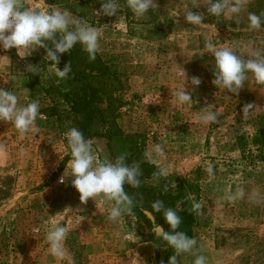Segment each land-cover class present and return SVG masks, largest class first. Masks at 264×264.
I'll use <instances>...</instances> for the list:
<instances>
[{"label":"rangeland","instance_id":"1","mask_svg":"<svg viewBox=\"0 0 264 264\" xmlns=\"http://www.w3.org/2000/svg\"><path fill=\"white\" fill-rule=\"evenodd\" d=\"M120 3L111 17L99 14L101 4L92 3L85 19L102 32L99 52L117 70L121 85L113 97L123 134L111 143L95 135L93 147L99 159L126 155L131 166L138 164L137 151L145 158L153 145L162 144L165 156L151 163L166 167L169 175L147 179L139 188L125 184L133 214L112 222L106 202L90 198L81 203L72 177L60 183L70 159L64 133L73 117L62 112L61 123L41 113L39 133L28 135L0 121V264H165L166 248L156 239L148 213L167 184L183 181L203 206L193 237L207 264H264V149L250 143L264 124V86L249 73L238 93L216 87L214 59L204 52L206 39L243 59L264 52V27L249 30L247 21L250 12L264 13V0H247L234 17L211 16L206 0H155L156 9L143 18H136L124 0ZM188 11L203 14L207 25L186 22ZM183 70L194 101L179 105L175 91L185 83ZM23 74L19 61L0 55V87L16 92L22 104H50L44 96L32 97ZM41 74L54 75L48 67ZM194 76L201 80L195 90L190 84ZM247 105L253 107L244 114ZM100 106L111 119L106 98ZM206 106L219 114L217 122L196 120ZM93 131L104 132L101 125ZM209 165L212 176L206 172ZM241 190L242 198L228 199ZM52 223L70 228L65 242L70 262L48 252L46 233ZM154 223L160 225L155 217Z\"/></svg>","mask_w":264,"mask_h":264},{"label":"clouds","instance_id":"2","mask_svg":"<svg viewBox=\"0 0 264 264\" xmlns=\"http://www.w3.org/2000/svg\"><path fill=\"white\" fill-rule=\"evenodd\" d=\"M126 7L136 18H143L156 9L155 0H124ZM247 0H206L207 12L213 17L238 16L244 9ZM121 8L120 0H104L99 14L114 16ZM98 15V13H96ZM185 20L194 26H206L202 21L203 14H194L188 11ZM123 18V17H121ZM249 30H260L264 27V13H248ZM102 32L91 26L84 18H80L68 9L48 6L46 0H33L30 6L22 0H0V49L5 51L16 49L17 55L23 59L30 56L38 47L46 50L44 58L49 61L58 79H65L72 71L71 63H66L61 70L60 55L69 53L77 44H80L87 53L88 59L94 61L100 48ZM52 47H48L47 42ZM204 52L211 54L214 59L212 83L231 93H238L248 79L250 73L257 85L264 86V52L256 51L250 58L243 59L230 47L217 46L211 40H205ZM27 72L35 71V66L28 65ZM185 83L175 91V99L179 105L190 104L191 93L186 91V73L183 70ZM190 84L193 90L201 84L199 77H192ZM252 105H247L243 113L247 114ZM40 103L31 101L26 104L20 102L19 95L8 89L0 87V121L10 123L21 135L37 134L40 129L36 124L41 115ZM219 114L204 107L196 120L207 125L218 121ZM64 137L70 154L65 171L60 177V183L72 177V186L79 193L81 203H87L91 198L95 202H106L107 219L118 222L123 216L133 214V198L125 192L124 185L139 188L141 185V171L134 162L131 166L125 163L126 155L117 156L114 160H101L93 147V140L86 139L84 134L76 127H70ZM4 146L0 145V151ZM148 162H154L165 156L162 144H155L144 153ZM206 172L212 176L214 169L211 165ZM154 175L167 177L166 167H160ZM171 186L176 187L172 182ZM167 190V189H165ZM241 190L229 196L228 199L242 198ZM191 200L190 212L202 214V204L195 199ZM152 211L148 215L153 220L152 231L157 240H162L174 252L169 257L168 264H178L177 258L182 254H191L195 257L193 264H207V257L199 254L197 240L188 236L184 231L178 230L182 223L180 215L171 207H165L161 200L151 204ZM152 212L161 213L170 231H165L160 225L154 223ZM70 228L59 223H52L46 233L49 254L58 261H71V256L65 246Z\"/></svg>","mask_w":264,"mask_h":264},{"label":"trees","instance_id":"3","mask_svg":"<svg viewBox=\"0 0 264 264\" xmlns=\"http://www.w3.org/2000/svg\"><path fill=\"white\" fill-rule=\"evenodd\" d=\"M102 1L104 2V0H47L49 4L59 5L61 8L68 9L73 14L84 19L88 18L92 13L91 4L99 5ZM252 10L253 3L251 6ZM47 43L48 47L51 48V42ZM45 55L46 50L43 48L40 57L41 62L35 67V71L27 73L32 97L44 96L50 101V104L41 108V113L48 118L55 117L61 123L63 121L61 113L68 114L74 119L71 127L78 128L86 139H91L99 134V136L106 137L111 143L115 137L122 135L123 131L117 122L120 116L117 113L118 110L114 104L113 97L119 86H121L119 85V74L103 58L101 53L98 51L96 59L90 61L82 46L77 44L69 53L61 54L60 63L57 67L62 70L64 65L70 62L72 68L68 77L62 80L56 78L55 75L42 78L41 72L51 66V63L44 58ZM63 81L67 82L66 87L62 84ZM103 98H106L107 107L112 113L111 119L106 118L100 106ZM60 106L64 107L63 111L59 110ZM96 125H101L104 132H94L93 129ZM248 143L249 141H245L242 148H247ZM250 143L263 152L264 124L257 128ZM136 157L142 173L140 186H143L144 181L147 179H165V177L154 175L158 172L157 166L141 157L138 151ZM187 187L185 181L178 183L175 188L171 184H167L168 190L159 193L158 200L163 201L165 207H171L177 211L182 220L178 230L184 231L188 236L193 237V230L198 215L189 211L191 200L188 198L191 197V193ZM153 215L165 231H170L161 213L153 212ZM161 243L166 248L165 264H168L172 249L164 241L161 240Z\"/></svg>","mask_w":264,"mask_h":264},{"label":"crops","instance_id":"4","mask_svg":"<svg viewBox=\"0 0 264 264\" xmlns=\"http://www.w3.org/2000/svg\"><path fill=\"white\" fill-rule=\"evenodd\" d=\"M78 1H80V0H78ZM22 3H24L26 6H30L33 3V0H22ZM46 3L48 6L61 8L59 5L49 4L47 2V0H46ZM61 9H63V8H61ZM74 15H76V14H74ZM76 16H78V15H76ZM42 50H43V48L38 47L35 51L32 52V54L30 56H27L23 59H21L17 55L16 49H10L7 51L0 49V55H3L4 57H8L10 60L15 61V62L19 61L20 71H22L24 73L23 74L24 79L26 80V82H28V84L30 86V81L28 78V74H27L28 72H27L26 68L28 65H33L36 67L41 62L40 57H41ZM48 70L50 72L54 73V69H53L52 65L48 66ZM62 84L65 87L67 86L66 81H63ZM179 264H193V259H191L189 256H187V254H182L180 256V263Z\"/></svg>","mask_w":264,"mask_h":264}]
</instances>
